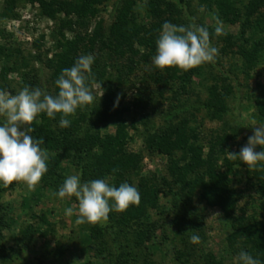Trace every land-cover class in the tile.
Here are the masks:
<instances>
[{"label": "rangeland", "instance_id": "rangeland-1", "mask_svg": "<svg viewBox=\"0 0 264 264\" xmlns=\"http://www.w3.org/2000/svg\"><path fill=\"white\" fill-rule=\"evenodd\" d=\"M6 1L0 0V45H5L16 52L11 65L17 69L7 78V86L10 88L8 92L12 95L17 94L29 80L36 78L37 87L54 95L51 85L52 70L47 63L54 62L55 59L57 38L54 34L59 27V21L54 22L44 17L39 5L30 0L18 2L14 13L16 17L8 16L5 11ZM129 1L134 3L129 17L131 22L138 25L148 24L150 16L145 8L147 0H108L98 7V14L92 20L90 31L101 23L104 31L108 32L119 11L126 7ZM234 1L241 9L244 20L245 7L249 0ZM180 8L181 14L172 16L173 24L187 26L196 23L212 32L215 31V21L219 18L223 22V33L230 35L237 46L229 47L222 37H212L211 42L219 49V54L215 62L193 68L195 72L189 83L178 79L164 86L162 82L153 80V77L167 78V75L164 70L161 71L152 64V59L148 63L141 62L131 75V82L124 86L125 106L130 107L126 121L129 126L135 124L136 128L130 129L128 148L132 152L140 153L142 160L138 170L129 174L123 183L127 182L137 188L146 180L158 185L164 184L163 179L172 180L168 172L170 158L149 151L145 145L147 136L168 125H177L185 121L191 131L199 135L205 144L215 135H223L224 132L231 134L232 129L236 128L240 131L229 143L233 151L247 144L248 138L254 133V127L264 126L257 109V101L264 99V63L248 71L244 60L238 54L239 46L253 48L261 36L254 29L242 34V20L226 22L215 8L209 10L201 0H185ZM260 12L264 13V9ZM59 18L63 19L64 16L60 15ZM37 42L41 44L39 50L36 48ZM22 59L27 60L28 66H22ZM5 64L6 60L0 57V75ZM183 73L184 70L177 68L178 76H182ZM108 74L111 78L118 73L111 67ZM94 82L95 102L76 112V115L83 114L92 120L96 118L94 111L100 108L102 97L109 85L108 81ZM228 88L230 91L227 92ZM138 90H142L144 100H148L146 108L138 106L136 108V98L140 95ZM215 92L224 95L228 93L225 113L217 112V108L215 111L207 109ZM2 123L3 118L0 117V125ZM39 123L40 115L33 124ZM86 123H90L93 129L103 130L101 131L103 135L114 134L116 130L114 125L103 126L93 122L94 125L89 120ZM260 149L257 147L256 151L259 152ZM181 157L182 153L174 155L175 159ZM61 166L67 177L80 175L79 170L68 161L63 162ZM218 170L225 171L222 163L219 164ZM230 176L237 191L243 193L237 214L244 212L251 215L253 213L251 204L259 203V197L248 185L246 170L236 167ZM106 180L116 186L117 181L114 177H108ZM7 187L0 183V189H4L0 198V218H4L7 223L2 228L3 243L17 250L5 252L0 250V264H74V262L118 264L119 260L123 261L125 258L129 259L130 264H176L175 252L183 248L181 236L174 229L171 219L163 212L171 208L173 204L171 197L165 198L161 195L159 208L149 209L145 224H155L157 229L153 232L152 240L140 246L136 240L140 230L138 224L113 228L108 219L97 224H77L75 213L78 203L68 197L60 199L55 195L57 193L55 189L47 187L42 179L33 190H29L22 181L15 182L13 189ZM68 207L74 209L72 216L65 214ZM192 210L202 219L205 233L202 250L196 254L195 260L199 262L201 255L213 254L224 264H235L236 258L227 244V236L232 229L222 211L207 206L201 199L200 192L193 196ZM39 216H44L47 223L40 221ZM37 226L44 232V236L36 234L32 242L24 243V231ZM96 226L101 229L103 235L98 240L91 236V229ZM19 247L22 250L19 251ZM36 257H41V262L37 261Z\"/></svg>", "mask_w": 264, "mask_h": 264}, {"label": "trees", "instance_id": "trees-1", "mask_svg": "<svg viewBox=\"0 0 264 264\" xmlns=\"http://www.w3.org/2000/svg\"><path fill=\"white\" fill-rule=\"evenodd\" d=\"M20 1H6L5 11L8 16H17L14 13ZM106 1L108 0H30V2L39 5L44 17L54 22L59 21V27L54 34L57 38L55 59L54 62L47 63V66L52 70L51 85L54 95L58 94L55 81L61 71L73 66L81 55L91 54L95 57L92 65L94 81L100 83L108 81L109 83L102 97L100 108L94 111L95 120L87 119L83 114L78 113V115L68 117L71 121L69 127L61 128L60 114H57L54 120L48 118L46 114H40L41 123L31 126L35 129L32 133L33 137L37 139L43 137L44 143L41 147L49 153L48 170L42 180L47 187L54 188L56 192L67 178L61 166L66 161L79 170L82 183L114 177L117 181L116 187H118L129 174L138 170L142 155L132 152L128 148L130 129H135L136 126L135 124L129 126L126 121V114L130 111V107L125 106L126 91L124 86L127 82H131V75L134 74L141 62L148 63L156 54L155 42L162 30V25L166 21L172 23V16L181 14L180 6L185 2V0H175L174 2L147 0L145 8L150 16V22L138 25L132 23L129 18L134 6V3L129 1L126 3V7L119 11L108 32L104 31L101 23H98L90 31L92 20L98 14V7ZM201 2L209 10L215 8L219 16L226 22H239L243 18V13L234 0H201ZM245 9L242 34H245L247 30L254 29L261 36L253 48H248L245 45L239 46L238 54L244 60L249 71L260 63H264V13L260 12L264 9V0H249ZM60 15H63L64 18L60 19ZM210 33L211 38L216 37L215 31ZM219 37H222L229 47L237 46L230 35L223 34ZM36 48L39 50L41 44L37 42ZM15 53L5 45H0V57L6 60L0 75V90L10 91L7 86V78L10 73L17 70L14 65H11ZM22 61V66H28L27 60L22 59ZM111 67L116 69L118 74L109 78L108 69ZM164 72L167 78L160 76L152 79L167 86L171 81L178 79L189 83L195 70L192 68L184 71L182 76H178L177 67L164 69ZM27 77L28 75L25 77L26 80ZM36 80V78L29 80L27 86L36 88ZM228 90L230 91L229 88L226 91L228 92ZM138 91L140 95L136 98V108L137 106L146 108L149 104L148 100H144L142 90ZM117 97L120 98L118 104ZM227 98L228 93L224 95L215 92L207 109L215 111L217 108V112L225 113ZM257 109L264 122V99L257 101ZM74 116L77 117L72 119ZM88 120L97 125H114L115 133L103 135L99 129L91 128L90 123H86ZM239 131L233 128V133L224 132L223 135H215L205 144L199 135L194 134L187 123L182 121L177 125H168L147 136L145 145L149 151H155L170 158L168 172L172 180L163 179L164 184L162 185L147 180L140 183L138 186L140 202L130 205L123 212L113 211L109 214L108 220L113 228L138 224L140 230L136 240L140 246H144L152 240L153 232L157 229L155 224H145L149 209L159 208L161 195H164L165 198L171 197L173 199L171 208L163 212L167 218L171 219L174 229L183 241V248L175 252L176 264H201V262L203 264H224L218 261L213 254L201 255L202 261L195 260V256L202 250L201 245L205 240L204 223L192 210L193 196L200 192L201 199L206 205L219 208L229 221L232 232L227 236V244L232 255L236 258L243 250L264 264V168L250 170L239 159L233 160L226 153H239L241 150L242 146L233 151L229 145ZM262 150L260 149V151ZM176 153H182V157L175 159ZM220 163L225 171L218 170ZM236 167L246 170L249 178L248 185L259 197V203L251 204L253 207L251 215L244 212L240 215L237 214L238 204L243 198V193L237 191L230 176ZM113 169H118V171L113 172ZM14 186L15 182L8 185L7 188L13 189ZM3 191L4 189H0V198ZM71 199L76 201L75 197ZM39 220L47 223L44 216H39ZM6 224V220L0 218V250L15 251L17 249L3 243L2 228ZM188 230H196L195 234L200 237L199 244L190 243L191 233H186ZM36 234L44 236V232L39 226L28 228L23 233L24 243L32 242ZM91 236L98 240L103 236L101 229L97 226L91 229ZM18 250L20 251L22 248L19 247ZM36 260L41 262L42 259L36 257ZM118 264H130V261L125 258L123 261L119 260Z\"/></svg>", "mask_w": 264, "mask_h": 264}, {"label": "clouds", "instance_id": "clouds-1", "mask_svg": "<svg viewBox=\"0 0 264 264\" xmlns=\"http://www.w3.org/2000/svg\"><path fill=\"white\" fill-rule=\"evenodd\" d=\"M222 25L223 22L217 18L216 36L224 34ZM155 43L156 54L152 64L161 71L173 67L188 71L215 62L219 54V49L211 42L209 30L196 23L185 26L166 21ZM94 60L91 54L81 55L73 66L63 69L55 81L58 89L56 95L40 87L30 88L27 85L15 95L0 90V117L3 118L0 125V183L5 187L22 181L29 190H33L41 181L48 170L49 153L41 147L43 137H33L35 129L31 125L40 114H46L53 120L60 114V127L67 128L71 124L68 117L95 102L96 85L92 77ZM119 99L117 97V104ZM257 147L264 149V126L254 127L253 135L239 153H226L233 160L239 159L248 169L257 170L264 168V150L258 152ZM116 171L118 169H113V172ZM55 195L60 199L75 197L78 202L75 213L77 224H97L107 220L111 212H123L141 199L138 188L127 182L118 187L106 179L82 183L79 174L69 175ZM65 214L72 216L74 209L66 208ZM186 233H191L190 243H200L196 230ZM236 261L237 264H261L259 259L243 250L237 255Z\"/></svg>", "mask_w": 264, "mask_h": 264}]
</instances>
